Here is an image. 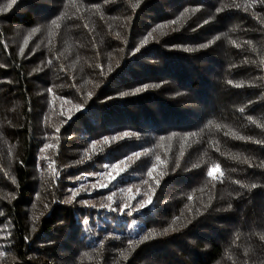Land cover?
I'll use <instances>...</instances> for the list:
<instances>
[{"label": "trees", "instance_id": "1", "mask_svg": "<svg viewBox=\"0 0 264 264\" xmlns=\"http://www.w3.org/2000/svg\"><path fill=\"white\" fill-rule=\"evenodd\" d=\"M10 2L0 264H264V0Z\"/></svg>", "mask_w": 264, "mask_h": 264}, {"label": "snow or ice", "instance_id": "2", "mask_svg": "<svg viewBox=\"0 0 264 264\" xmlns=\"http://www.w3.org/2000/svg\"><path fill=\"white\" fill-rule=\"evenodd\" d=\"M17 2V0H11V2L8 4V8H11L12 7V5L13 4H15ZM135 6V5H134ZM53 24H55L56 23V21H53L52 22ZM58 26V25H57ZM158 27H160V26H158ZM36 31H39V29H33V32H36ZM149 36H151V33H149ZM217 39H219V37H217ZM145 43H147V40H145ZM234 43V42H233ZM201 47H208V45L207 44H205V45H201ZM188 51H192V49H188ZM228 83L229 84H232V81H228ZM236 87H240L241 85H235ZM148 87H150L149 85H145L144 86V88H137L136 90H135V93H132V94H136V93H139V92H142V91H144V90H146ZM129 93H124V95H128ZM129 134L128 133H124L123 134V136L124 137H126V136H128ZM121 138H123V137H121ZM113 139H116V138H113ZM104 142L105 143H107L108 142V138L107 137H105L104 138ZM95 145H93V147H94ZM136 157H137V159H139V157H140V153H135L134 154ZM88 158H90V157H85V159H88ZM79 162H83V161H79ZM106 167H108V166H106ZM113 167H116V168H118V171H117V173H116V176H119L120 175V173L121 172H123L124 171V169H120L119 168V166L118 165H115V166H113ZM221 170H220V165H215V167L214 168H210L209 170H208V173H207V175L209 176V177H211V178H216L215 177V173H218V172H220ZM149 175H151V172L149 173ZM222 175V174H221ZM116 176H112L111 177V180H114L115 178H116ZM157 184H159V182H157ZM100 187H107V184H101L100 185ZM251 187H253V188H255L256 187V185H252ZM75 195H78V193H73V199L75 198ZM108 199L109 200H111L112 199V197L111 196H109L108 197ZM151 200H152V197L151 196H149L148 197V199H147V201H142V202H140V208H144L145 206H147V204H150L151 203ZM69 202H71V201H69ZM84 203H87V202H84ZM128 207H130V205H124V208H128ZM121 210H123V209H121ZM170 229H165L164 230V232H152V233H150V234H148V235H145L144 237H143V240H149V239H151V238H153V237H155V236H159V235H165V234H167L168 233V231H169ZM262 239H264V237H262ZM4 255V253L3 252H0V256H3Z\"/></svg>", "mask_w": 264, "mask_h": 264}]
</instances>
